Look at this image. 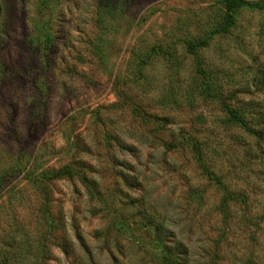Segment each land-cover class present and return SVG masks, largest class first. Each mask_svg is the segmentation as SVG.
Wrapping results in <instances>:
<instances>
[{
    "label": "rangeland",
    "instance_id": "374dc122",
    "mask_svg": "<svg viewBox=\"0 0 264 264\" xmlns=\"http://www.w3.org/2000/svg\"><path fill=\"white\" fill-rule=\"evenodd\" d=\"M225 1L0 0V264H159L157 231L264 264V135L224 109L264 132V9Z\"/></svg>",
    "mask_w": 264,
    "mask_h": 264
},
{
    "label": "trees",
    "instance_id": "16d2710c",
    "mask_svg": "<svg viewBox=\"0 0 264 264\" xmlns=\"http://www.w3.org/2000/svg\"><path fill=\"white\" fill-rule=\"evenodd\" d=\"M225 6H226L225 15L227 16L226 18L229 19V22H227L223 27H221V32L223 33L228 32V29L233 25L232 15L235 9H237L240 6H247L249 8H256V9H264V0L262 2H256V3L250 2L248 0H226ZM205 44H206L205 41H200L199 43H196L194 45H189V47L192 49V48H196L200 46H205ZM224 109H225V112L228 114L229 120L232 123H234L238 128L247 132V134H249L250 136L258 138L264 135V132L262 131V129H259V128L257 129L254 127V126H257L258 124L252 123V119H248V117L246 116V113H244L243 110L231 109L228 106L224 107ZM260 120L262 121V123H264V115H262ZM195 150L197 151L196 148ZM63 172H64L63 170H60L56 173L51 174L50 179H55V178L60 177L63 174ZM67 174H70V171H67ZM81 180L85 184V186H87L88 193L93 198H95L96 201L100 202V200L97 199L98 194L95 193L92 189H90L88 185H86V180L85 179H81ZM154 235L155 237H154L151 250H150V252L152 253V256L156 260H158L159 264H178L177 262L178 259H177L176 254L178 256H181L182 254H184L183 252L184 248L182 247V249H180L177 246L169 247V246L163 245L162 240L164 239V237L163 238L160 237L159 231H157V233H155ZM156 252L160 253L161 255L158 256V253Z\"/></svg>",
    "mask_w": 264,
    "mask_h": 264
}]
</instances>
